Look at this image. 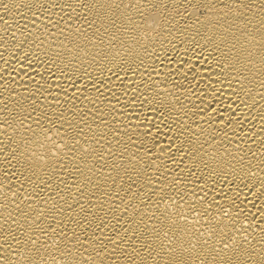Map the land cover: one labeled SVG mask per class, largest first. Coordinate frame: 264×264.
I'll use <instances>...</instances> for the list:
<instances>
[{
    "label": "bare ground",
    "instance_id": "bare-ground-1",
    "mask_svg": "<svg viewBox=\"0 0 264 264\" xmlns=\"http://www.w3.org/2000/svg\"><path fill=\"white\" fill-rule=\"evenodd\" d=\"M0 264H264V0H0Z\"/></svg>",
    "mask_w": 264,
    "mask_h": 264
},
{
    "label": "snow or ice",
    "instance_id": "snow-or-ice-1",
    "mask_svg": "<svg viewBox=\"0 0 264 264\" xmlns=\"http://www.w3.org/2000/svg\"><path fill=\"white\" fill-rule=\"evenodd\" d=\"M32 243H33V245H35L36 241L33 240ZM225 247H227V245Z\"/></svg>",
    "mask_w": 264,
    "mask_h": 264
}]
</instances>
